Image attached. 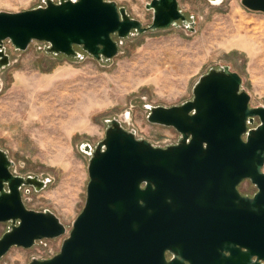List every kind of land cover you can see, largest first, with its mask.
I'll use <instances>...</instances> for the list:
<instances>
[{"label":"water","instance_id":"95a60500","mask_svg":"<svg viewBox=\"0 0 264 264\" xmlns=\"http://www.w3.org/2000/svg\"><path fill=\"white\" fill-rule=\"evenodd\" d=\"M241 3L264 13V0ZM146 8L153 12L148 26L110 0L0 11V69L10 64L5 40L21 51L36 40L48 52L77 56L80 47L111 59L119 51L115 35L187 22L178 0H151ZM250 99L240 74L222 66L199 78L191 100L150 107V123L181 134L175 144L153 145L108 120L104 139L94 150L86 145V199L69 231L53 211L26 207L22 188L46 182L15 174L0 149V222H11L0 237V260L13 247L67 234L57 254L28 264H264V106ZM247 179L257 189L251 197L239 189ZM186 218L201 221H177Z\"/></svg>","mask_w":264,"mask_h":264},{"label":"rangeland","instance_id":"374dc122","mask_svg":"<svg viewBox=\"0 0 264 264\" xmlns=\"http://www.w3.org/2000/svg\"><path fill=\"white\" fill-rule=\"evenodd\" d=\"M57 1V0H53ZM144 25L152 23L151 0H110ZM46 0H0V11L17 12ZM187 22L132 32L114 39L119 51L96 59L80 47L77 56L48 52L32 41L24 51L4 41L10 64L0 69V149L20 176L46 182L22 188L26 207L53 211L68 231L86 199L90 153L105 137L108 120L118 119L137 138L156 146L179 142L174 128L148 121L151 106H174L193 98V87L210 69L228 66L242 77L251 106H264V13L241 0H178ZM239 189L255 192L244 180ZM11 222H0V237ZM67 236L43 239L29 249L13 247L0 264H28L60 251Z\"/></svg>","mask_w":264,"mask_h":264},{"label":"flooded vegetation","instance_id":"af4514ba","mask_svg":"<svg viewBox=\"0 0 264 264\" xmlns=\"http://www.w3.org/2000/svg\"><path fill=\"white\" fill-rule=\"evenodd\" d=\"M248 180V179H247ZM240 186V185H239ZM241 191V190H240ZM256 192V191H255ZM255 192H251V193H245V192H242L241 193L245 196H253ZM177 221H201L200 219H191V218H186V219H182V220H177ZM167 257L168 258H171L172 255L170 253H167Z\"/></svg>","mask_w":264,"mask_h":264},{"label":"bare ground","instance_id":"6f19581e","mask_svg":"<svg viewBox=\"0 0 264 264\" xmlns=\"http://www.w3.org/2000/svg\"><path fill=\"white\" fill-rule=\"evenodd\" d=\"M214 3H220L219 1H214Z\"/></svg>","mask_w":264,"mask_h":264}]
</instances>
